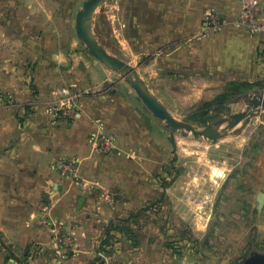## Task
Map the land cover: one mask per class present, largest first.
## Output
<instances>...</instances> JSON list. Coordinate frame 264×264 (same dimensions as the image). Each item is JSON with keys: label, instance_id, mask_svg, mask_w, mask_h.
I'll list each match as a JSON object with an SVG mask.
<instances>
[{"label": "crops", "instance_id": "obj_1", "mask_svg": "<svg viewBox=\"0 0 264 264\" xmlns=\"http://www.w3.org/2000/svg\"><path fill=\"white\" fill-rule=\"evenodd\" d=\"M109 1L110 11L95 18L96 33L106 15L119 8ZM135 2V13L129 1L121 6L124 33L111 38V52L141 66L148 58L159 62L152 72L165 77L150 88L172 113L164 89L184 87L187 80L196 88L222 89L231 81L254 83L264 76V33L228 25L241 0ZM80 9L79 0H0V92L10 100L0 105V264H45L49 257L53 264H91L98 257L97 224L81 219L86 211H68L78 186L60 169L63 162L75 163L85 185L117 187L122 163L139 176L147 167L158 171L161 158L180 146L176 132L147 109L135 90L86 50L77 33ZM209 11L226 20L211 33ZM191 63L200 70L197 81L186 70ZM64 86L78 94L76 114L58 117L48 109ZM100 123L116 137L110 156L91 142ZM182 137L183 148H191L188 137ZM232 139L208 147L220 148L226 141L241 147L239 138ZM131 175L127 183L141 187L142 180ZM88 202L89 196L83 208ZM60 220L74 233L66 260L56 257L61 250L53 243L51 226Z\"/></svg>", "mask_w": 264, "mask_h": 264}, {"label": "rangeland", "instance_id": "obj_2", "mask_svg": "<svg viewBox=\"0 0 264 264\" xmlns=\"http://www.w3.org/2000/svg\"><path fill=\"white\" fill-rule=\"evenodd\" d=\"M85 1L79 0L81 8ZM128 1L131 13H135V0H110L108 4L118 2L119 8L106 15L103 25L96 33L109 51L111 38L120 37L124 33L121 28V6H125ZM107 6L105 4L99 8L96 17L102 16V12L110 11ZM209 22V33L215 32L214 24L210 20ZM225 22L226 20L219 19L215 23L222 27L226 25ZM123 58L132 66H137V70H141V73L138 72L149 87L159 77H165L163 72H152L159 66V62L155 64L152 58L147 61L143 58L146 61L144 66L131 57L123 55ZM261 58L264 59V50ZM144 68L149 71L144 72ZM186 70L192 80H199L200 70L196 64L191 63ZM258 82L264 86V76ZM192 83L194 82L187 80L184 87L164 89L168 92V106L180 120L203 129L247 108V104L240 99L231 103L229 110L210 113L207 125L194 122L189 117L196 107L214 99L226 87L208 90L203 86H190ZM263 89L264 87L261 90ZM176 135L180 146L171 148L170 156L161 158L158 171L148 170L147 167L143 175L139 176L140 173L136 175L134 169L122 163L117 187L85 185L81 174L78 180L74 179L78 188L72 192L73 203H70L68 211L87 212L88 216L84 213L81 219L97 224L96 229L101 232L99 244L105 239L107 229H112L114 245L108 247L112 253L102 252L97 255L100 257L99 264H242L250 254V249L264 252V201H261V194H264V111L254 113L218 139L239 138L241 147L235 141H226L220 148H209L212 141L190 136L188 139L191 148H183L181 133L176 132ZM113 153L102 154L110 156ZM214 167H223L225 177L215 180L212 174ZM128 174L138 181L142 180L144 186L131 187L127 183L130 178ZM117 188L119 189L116 190ZM87 196V208L81 206L78 209L79 199ZM141 198H144L142 203H132L135 199L140 202ZM133 205L136 207L132 208ZM141 209L143 211L140 215L129 220V223L126 222L131 214H136ZM63 222L64 220L55 221L51 226L55 229V249L58 248L61 252L47 254H56L57 258L66 260L72 253L74 233L71 229H66ZM124 226H130L134 232L136 238L133 241ZM36 251L37 248L34 254ZM50 259L52 258L49 257L45 264H53ZM96 259L97 257L93 261Z\"/></svg>", "mask_w": 264, "mask_h": 264}, {"label": "water", "instance_id": "obj_3", "mask_svg": "<svg viewBox=\"0 0 264 264\" xmlns=\"http://www.w3.org/2000/svg\"><path fill=\"white\" fill-rule=\"evenodd\" d=\"M108 0H86L77 14V33L86 50L99 62L120 75V78L130 85L147 109L165 126L173 132H180L184 137L193 136L195 139L215 141L225 135L227 131L234 130L240 123L256 112L264 111V89H254L240 99L247 104L243 111L224 117L217 122L200 129L192 123L178 119L152 92L147 82L143 79L137 68L111 53L98 39L95 32V18L99 8ZM85 197L79 199L81 207ZM264 201V194H261ZM242 264H264V252L253 250Z\"/></svg>", "mask_w": 264, "mask_h": 264}, {"label": "built area", "instance_id": "obj_4", "mask_svg": "<svg viewBox=\"0 0 264 264\" xmlns=\"http://www.w3.org/2000/svg\"><path fill=\"white\" fill-rule=\"evenodd\" d=\"M208 19L214 24L215 31L220 26L215 23L220 17L216 13L208 12ZM231 25L237 29H243L252 35L264 33V22L262 20V0H241V7L232 20ZM78 94L72 91L71 87L64 86L56 91V99L49 107L50 114L59 116H73L76 114V103ZM9 97L0 92V105L9 103ZM92 144L95 149L100 152H114L116 150V137L105 130L103 123H100L96 134L92 136ZM62 172L72 179L79 178L80 172L77 166L72 161L63 162L60 165Z\"/></svg>", "mask_w": 264, "mask_h": 264}, {"label": "trees", "instance_id": "obj_5", "mask_svg": "<svg viewBox=\"0 0 264 264\" xmlns=\"http://www.w3.org/2000/svg\"><path fill=\"white\" fill-rule=\"evenodd\" d=\"M264 86L260 82L250 83L247 81H231L227 83L225 90L218 94L214 99L205 101L204 103L200 104L194 112L190 114L189 119L197 122L201 125H207L209 121V115L212 112L221 113L225 110H229V105L239 98L243 97L249 91H253L254 89H262ZM168 187L169 184H166ZM143 210L141 209L136 214H131L128 218L127 223L129 220L136 218ZM125 222V223H126ZM127 235L131 237L132 241L136 238L134 232L130 228V226H124ZM112 229L109 227L106 231V237L103 239L99 246V254L102 252L105 253H112L109 251L108 247L114 245L113 243V234L111 233ZM254 249H250L248 254L251 253ZM100 257L93 261L91 264H99Z\"/></svg>", "mask_w": 264, "mask_h": 264}, {"label": "bare ground", "instance_id": "obj_6", "mask_svg": "<svg viewBox=\"0 0 264 264\" xmlns=\"http://www.w3.org/2000/svg\"><path fill=\"white\" fill-rule=\"evenodd\" d=\"M212 174L214 176V179L219 180L225 177L226 171L223 168L220 167H214L212 170ZM207 224V223H205Z\"/></svg>", "mask_w": 264, "mask_h": 264}]
</instances>
